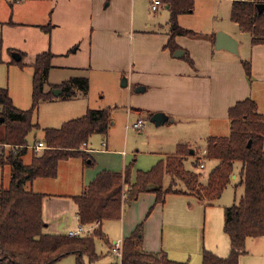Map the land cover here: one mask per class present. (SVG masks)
<instances>
[{
  "label": "crops",
  "instance_id": "0c3cea01",
  "mask_svg": "<svg viewBox=\"0 0 264 264\" xmlns=\"http://www.w3.org/2000/svg\"><path fill=\"white\" fill-rule=\"evenodd\" d=\"M58 1H60L58 10L61 11L68 2L76 0H44L43 11L41 9L43 0H0V55L3 49L8 52V57H6L7 60L10 59V64L7 65L8 69L13 64L17 66L13 59L18 56V52L22 54L23 62L28 65L36 54L51 51L53 53L52 66L48 72L45 90H48L50 85L60 84L74 76L86 77L89 81V87L85 91L75 89L74 96H56L48 101L54 102L58 110L52 112L45 122L39 123L33 118V122H37L39 128L32 131H41L42 133V136L33 144L38 141L44 142V128H58L63 122L84 115L87 108L110 107L112 104L121 103V100L130 104L127 114L135 112L139 115L148 112L151 117L155 112H162L171 122H207L210 126L215 124V130H217V122H227L230 125L229 108L245 98L253 99L257 104L258 111L264 116V43L252 44L250 34L242 31L238 24L230 19L233 0H229L228 11L231 23L223 28H217H222L238 41V53L215 48L214 40L218 29L199 31L197 27L184 21V17L193 13L194 5L188 12L189 14L181 13L177 18L181 27L191 29L194 33L175 35L173 43L177 48L172 51L168 44L170 38L169 17L164 22L162 13L159 14L162 9L165 8L168 12L169 9L164 3L158 10L152 11L149 0L147 4L146 2L140 3L138 0V7L135 5L136 0H85L89 8L90 31L87 49L82 51V48L77 45L76 39L72 38L73 33L66 32L67 30L59 32L61 35L57 33V29L64 22L61 17L63 15L54 11L53 6ZM39 10L37 17L36 12ZM67 11L69 13L67 21L71 27L76 16L72 7ZM46 16L51 18V22L45 24L42 20ZM67 21L66 25L68 26ZM29 29H38L41 33L42 43L41 46L39 45L41 49L39 48L37 51L28 47L34 37L33 33H35ZM177 49H182L183 54L175 56L174 53ZM244 61L250 62V75H247L245 71ZM65 71L69 72L68 75ZM21 72L23 74V71ZM32 72L33 69L31 76ZM62 72L65 73V77L58 79ZM123 78L126 79L125 85L121 84ZM0 87L7 88L14 105L18 107L10 85ZM28 93L27 84L25 95L27 96ZM30 94H32V80ZM92 94L101 98L100 104L91 105ZM112 96L116 99L109 101L108 98ZM119 97L120 99H118ZM58 101H63L62 106L57 104ZM44 102L46 101L41 103ZM28 107L18 108L27 109ZM138 120L141 119L136 118L133 122H127L126 125L130 126L125 125L126 128H131V124ZM114 121H111L106 134L99 133L102 137L98 144L100 143L102 147L96 145L91 139L80 145V150L89 156L86 162L78 156L62 159L58 163L55 177H37L25 184L26 189L44 194L42 199V218L46 223L44 232L66 234L65 232L68 233L69 230L75 229L77 226L71 227L68 223L64 225L62 218V215L73 209L75 211L73 217L79 224L76 218L77 204L73 196L80 194L99 172L103 170L123 171L128 165V156L133 151H127L125 145L122 147L117 140L112 138L110 128ZM142 124L144 126V123ZM2 132L3 136L4 129ZM213 135L225 134L214 131L209 132L208 137ZM166 143L169 144L172 151L164 153V156L177 154L180 149L182 151L183 147L189 148L192 145L186 135L174 137L172 141L171 138L167 139ZM193 150V153L189 151V155L185 157L186 160L191 158L192 162L194 161L195 149ZM28 151L31 153L30 156ZM32 151L28 148L27 152L22 155L21 158L25 164L31 162ZM204 151L206 153L205 149ZM25 157L28 158L25 159ZM200 160L205 163L206 158L200 157ZM214 163L216 161L212 160V164ZM138 170L141 169L136 170L134 180ZM234 175L235 177H233ZM233 176L232 178L236 179L237 174H233ZM130 179L134 181L132 174ZM176 195L195 198L187 194ZM173 198L167 194L164 203H159L161 208L164 207L162 211L167 209L166 201ZM176 199L178 198L171 201L177 203ZM154 204H156L155 199ZM188 204L189 202L185 203V209L188 208ZM60 213H62L60 217L55 218ZM104 221L101 224V229L108 239L110 231L104 227ZM138 223H133L126 231L121 228L120 240L132 233ZM60 226L64 228V231H60L61 229L58 228ZM127 231L128 233L125 235L124 232ZM114 241L112 242L114 243ZM141 241L143 246H146V248L144 247L146 250L143 248L145 251H162L161 247H157V244L149 246L144 234ZM108 245L110 247L108 253L113 255L112 244ZM147 248H152V250ZM166 254L168 255L167 252ZM219 254L224 255V253Z\"/></svg>",
  "mask_w": 264,
  "mask_h": 264
},
{
  "label": "trees",
  "instance_id": "16d2710c",
  "mask_svg": "<svg viewBox=\"0 0 264 264\" xmlns=\"http://www.w3.org/2000/svg\"><path fill=\"white\" fill-rule=\"evenodd\" d=\"M163 2L170 12L168 44L174 51L177 48L173 43L175 35L194 33L181 27L177 19L179 14L192 10L194 0ZM258 3L264 0H233L231 5L230 19L250 34L252 44L264 43V8L258 7ZM18 55L13 62L20 67L26 66L22 54L18 52ZM52 57L51 51H43L28 64L33 72L31 105L27 109L16 107L7 88L0 87V117L4 124L0 164L11 167L8 186H0V264H54L69 254L77 256L78 264H84V256L89 264H96L101 255L94 240L102 238L110 244L101 224L106 219L120 218L124 199L134 200L140 192L152 191L155 203H164L167 194H187L202 200L204 205H214L231 183L235 189L242 186L243 191L238 199L224 206L223 230L230 241V253L222 257L203 249L202 264H239L238 256L245 251V239L264 235V116L251 98L237 101L229 108L230 132L227 135L208 137L206 160L216 163L205 179L201 171L185 167L188 147L161 158L148 170H138L134 181L130 179L132 162L123 171L103 170L80 194L73 196L78 222L82 226H92V233L70 236L44 232V194L26 189L25 184L37 177H55L62 159L78 156L86 162L89 156L80 150V145L93 133L106 134L112 121L111 107L87 108L84 115L67 120L58 128H44L46 147L32 151L29 164L23 162L21 157L28 149L26 137L39 128V124L33 122L39 104L56 97L54 88L62 90L59 96L71 97L75 89L85 91L89 87L86 77L74 76L45 90ZM243 64L250 75V62ZM6 146L10 148L5 155ZM197 165L199 161L193 164ZM233 174H237L236 179L232 178ZM165 175L170 178L166 186ZM141 240L138 226L123 237L121 259L110 264H186L170 259L164 251H145Z\"/></svg>",
  "mask_w": 264,
  "mask_h": 264
},
{
  "label": "rangeland",
  "instance_id": "374dc122",
  "mask_svg": "<svg viewBox=\"0 0 264 264\" xmlns=\"http://www.w3.org/2000/svg\"><path fill=\"white\" fill-rule=\"evenodd\" d=\"M77 1L78 0L68 2L61 11L58 10L60 8V1L56 2L53 7L54 11H57V14L63 15L61 17L64 21L61 24L62 26L57 29V33L61 35L59 32L64 30H67L66 32H70L71 34L73 33L74 36L72 38L76 39L77 45H79V48H82L83 51V49H87L89 43V8L85 0ZM143 2H146L147 4L148 0H140V3ZM44 3L43 0L41 4L43 6H41V9L42 7L43 9L45 8ZM137 3L138 0H136V7H138ZM229 3V0H194V11L193 13H188L189 15L186 14L188 16L184 17V21L194 25L199 31H207L205 29H218L217 31L223 30L222 28L225 27V25L231 23L228 17ZM71 7L74 10L76 19L72 21L71 27H69V21H67L69 13L67 10ZM51 9L53 8L51 7ZM40 10L36 12L37 17L39 16ZM161 13L163 15V21L165 22L169 17V12L164 8L159 12V14ZM48 17L49 16H46V18L42 20L44 21L43 23L46 24L51 22V18ZM66 21L68 26L66 25ZM217 27L222 28L219 29ZM29 30L35 33H33L34 37L28 44V47L37 51L42 43L41 33L38 29ZM7 54L8 52L3 49L0 55V86H6L7 84L8 86L10 85L16 105H18V107L26 108L30 106L31 103L30 93L32 69L29 65L20 67L18 64H16L17 66L13 64L8 69L7 65L10 64V59H6V57H8ZM79 59H82V57H79ZM20 70L23 71V74ZM65 73H67V71H65ZM65 73H60L58 79H63ZM27 84L29 93L26 96ZM95 95L92 94L91 105H98L101 103V98L98 96L96 97ZM108 99L111 101L112 99H116V97L112 96ZM118 99H120V97ZM62 102L63 101H58L57 104L62 106ZM54 104V102L48 101L40 103L38 111L37 113H34L33 118L38 120L39 123L47 121L49 119L48 117L51 116V113L57 112L58 110V107ZM115 104H117V106H115ZM115 104H110V107L112 108V120H115L110 128V133L112 134V138L117 140L122 147L125 145L124 147L127 151H133L131 153L132 155L129 154L127 162V164H129L133 161V165L131 166L133 180L137 169H149L159 159L165 157L164 153L172 151L169 148V144L166 143L167 139L171 138L172 141V138L180 135H186V138L191 141L192 145L189 147L188 151H190V149H195L194 161L192 162L191 158L187 159L185 162L186 167L201 171L203 173V178L205 179L208 171L214 165L212 164V160H205L204 167H200L199 165L193 166V164H197L200 157L206 158L204 149H206V139L209 132L211 133L215 131L226 135L230 130V125H228L227 122H217V130H215V124L210 126L209 123L201 121L174 123L170 120H166L160 124H156L150 119L148 112L139 115L135 112L127 114V110L130 109V104L127 101L122 102L121 100V103L119 102ZM136 118H140L142 123H144L143 128L141 130H137L132 126L131 128H126V123L133 122ZM3 129L4 124L0 121V137L2 136ZM40 136H42L41 131H32L27 136V141L29 144H33V142L40 138ZM101 137L102 135L99 133H93L89 140H94L97 145ZM98 146L102 147L100 143ZM9 148V146L5 147V155ZM1 150L2 145L0 144V152ZM28 155H31L30 151H28ZM27 158L28 157H25V159ZM10 177V165L0 164V186L7 187ZM168 180H170V178L166 175L165 186L167 185ZM242 191V186H238L235 189L231 183L225 188L221 198L214 205H204V202L185 195L168 194L169 197L178 198L176 199L178 202H172L171 200L174 198L168 199L165 203V206L167 207L165 211H162V208L164 207L161 208L159 203L154 204V192L142 191L136 199H126L123 201L120 218H112L104 221V227L110 231V234H108V240L111 244H113V240H120V236H122L121 228L123 231H126L127 229H130L133 223L136 224L139 222L136 227L140 226V234H144V237H147L148 245L152 247L157 244V247H161L162 251L167 252V256L174 260L176 259L177 261L185 262L186 264H202L203 249L212 251L218 256H227L230 253V241L228 235L224 233L223 230L224 206L230 205L235 199H238ZM150 201L151 205L149 206ZM186 202H189L187 209H185ZM74 213L75 211L71 209L62 215L64 225L68 223L71 227L78 226V223L73 217ZM61 214L62 213L56 215L55 218L60 217ZM58 228L61 229L60 231H64L63 227L60 226ZM92 228V226L84 227L83 234H91ZM65 233L67 234V232ZM124 233L126 235L128 231ZM260 236L261 235L248 236L245 239V251L238 256L239 264H264V236ZM94 242L97 252L103 253V256L100 257L96 264H109L110 262L113 263L118 260L116 257L108 253L110 247L104 239L96 238ZM250 242H252V245H250ZM141 247L146 248L145 245L143 246L142 241ZM147 249L152 250V248ZM218 252L224 253V255H221ZM102 253L99 254L102 255ZM83 262L84 264H89L85 256L83 257ZM54 264H78L77 256L75 254L66 255Z\"/></svg>",
  "mask_w": 264,
  "mask_h": 264
},
{
  "label": "water",
  "instance_id": "95a60500",
  "mask_svg": "<svg viewBox=\"0 0 264 264\" xmlns=\"http://www.w3.org/2000/svg\"><path fill=\"white\" fill-rule=\"evenodd\" d=\"M258 7L264 8V3H258ZM214 45H215L216 49H226V50H229L233 53H238V41L234 37H232L231 35H229L228 33H226L223 30H219L216 32ZM174 54H175V56H180L183 54V50L177 49ZM14 58L18 59L19 55L15 56ZM121 84L122 85L126 84L125 78L122 79ZM52 91H53L55 96H59V94H61V92H62V90L60 88H54ZM150 119L152 121H154V123H156V124H160V123L168 120L167 116L162 112L153 113L151 115ZM1 120H2V117L0 118V121ZM249 144H250V141H248V145ZM193 151H194L193 149H190L191 153H193ZM233 177H235V175Z\"/></svg>",
  "mask_w": 264,
  "mask_h": 264
},
{
  "label": "built area",
  "instance_id": "2783aa9c",
  "mask_svg": "<svg viewBox=\"0 0 264 264\" xmlns=\"http://www.w3.org/2000/svg\"><path fill=\"white\" fill-rule=\"evenodd\" d=\"M149 4H150V8L152 11H156L158 10V8L164 4L163 0H149ZM127 127L130 125H126ZM131 126H133L134 128L141 130L143 127L142 121L138 120L134 123L131 124ZM103 144H105L103 142ZM28 148H30L33 151H39L43 148L46 147L45 143L42 141H38L34 144H29L27 145ZM205 152V151H204ZM199 166L200 167H204L205 163L200 160L199 161ZM76 218L78 219V215L76 216ZM84 231V226H82L80 223L78 224V226L75 229L69 230L68 231V235L70 236H74V235H79V234H83ZM111 252L113 253V255L120 260L121 256H122V240H118V241H114V243L111 246Z\"/></svg>",
  "mask_w": 264,
  "mask_h": 264
}]
</instances>
